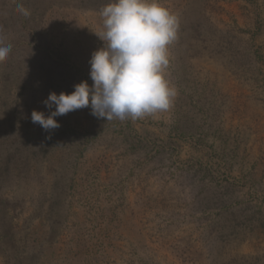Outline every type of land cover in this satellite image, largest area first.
<instances>
[{"label":"rangeland","instance_id":"rangeland-1","mask_svg":"<svg viewBox=\"0 0 264 264\" xmlns=\"http://www.w3.org/2000/svg\"><path fill=\"white\" fill-rule=\"evenodd\" d=\"M111 2L0 0V264H264V0H159L172 107L46 132L31 114L92 86Z\"/></svg>","mask_w":264,"mask_h":264},{"label":"clouds","instance_id":"clouds-1","mask_svg":"<svg viewBox=\"0 0 264 264\" xmlns=\"http://www.w3.org/2000/svg\"><path fill=\"white\" fill-rule=\"evenodd\" d=\"M20 11L28 15L27 9ZM100 15L102 30L97 35L104 44L89 61L93 84L83 81L71 94L50 93L43 101L50 114H31L32 122L46 132L61 126L56 117L89 106L97 118L135 121L168 111L178 94L166 77L169 46L179 28L177 16L159 0H113ZM11 51L0 37V63Z\"/></svg>","mask_w":264,"mask_h":264}]
</instances>
